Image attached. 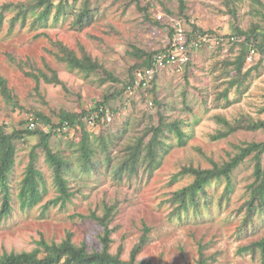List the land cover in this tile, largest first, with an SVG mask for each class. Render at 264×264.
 I'll return each mask as SVG.
<instances>
[{
    "label": "rangeland",
    "instance_id": "1",
    "mask_svg": "<svg viewBox=\"0 0 264 264\" xmlns=\"http://www.w3.org/2000/svg\"><path fill=\"white\" fill-rule=\"evenodd\" d=\"M30 1L0 0V10L7 3ZM90 4L98 14L84 30L74 28V17L70 14L71 8L75 11L81 7L80 1L71 2L67 17L55 19L54 11L48 20L33 23L34 18L28 16L25 23L19 20L13 28L10 22L19 8L5 12L0 28V73L13 97L9 101L0 92V125L6 132L21 128L20 121L35 111L57 122L63 111L91 108L107 94L119 91L129 81L130 69L134 71L144 59L135 49L145 52L162 49L172 35V18H184L189 29L224 34H237L236 28L264 32V0H185L184 10L179 0H90ZM57 42L68 45L78 55L83 50L91 54L99 62L97 71L88 76L71 71L56 55ZM240 52V43L204 44L194 51L183 72L172 68L160 71L154 91L138 88L129 95L125 91L111 99L106 106L118 111L108 124L85 123L97 147V166L87 175L71 179L75 194L64 209L58 204L46 211L43 208L58 192L45 151L36 147L38 137L17 140L16 163L9 178L13 209L9 216L0 218V255L33 250L41 238L61 242L68 232L77 244L86 242L89 250L101 249L102 225L81 215L91 212L104 215L106 207L112 206L111 252L120 250L124 260H130L133 248L148 227L147 241L136 256L137 262L200 264L204 259L206 264H261L259 251L251 254L240 250L264 236V216H256L255 225L243 230L240 225L245 210L238 212L254 181V154L234 171V191L229 199L218 203L224 182L210 187L214 201L209 212L180 218L170 215L172 203L168 201L173 191L192 181L191 175H179L184 166L210 168L213 162L229 160L239 146L264 141L263 129L244 128L224 138H213L223 129L219 116L232 122L264 120V52L257 50L252 58L248 54L242 71L238 72L232 61ZM54 71L62 84L47 82L43 77L37 79L41 72L52 75ZM108 72L118 81L106 78ZM104 78L106 81L102 82ZM234 78L240 79L241 85L231 87L226 99L222 93ZM160 113L165 123L182 120L181 128L189 135L186 145H179L174 133L163 126ZM43 125L40 122L41 128ZM152 127L167 142L161 150L164 153L161 164L153 171L140 167L137 176L119 180L113 168L124 156L126 145L146 131L148 142ZM99 135L112 139V142L106 139L112 157L110 168L104 162L106 152L97 138ZM81 136V130L77 129L51 140L52 148L71 159L75 168L78 152L74 143ZM33 150L37 153V167L45 178L47 195L38 206L23 210L18 194ZM1 201L0 193V207Z\"/></svg>",
    "mask_w": 264,
    "mask_h": 264
},
{
    "label": "trees",
    "instance_id": "2",
    "mask_svg": "<svg viewBox=\"0 0 264 264\" xmlns=\"http://www.w3.org/2000/svg\"><path fill=\"white\" fill-rule=\"evenodd\" d=\"M81 2V7L76 9H70V14L74 17L73 26L79 30L91 26L95 21V15L98 11L92 9L90 0H31L30 2H22L18 4L7 3L0 10V28L3 26L5 19V12L18 7V11L15 16L12 17L10 27L13 28L17 21L21 20L23 23L26 22L28 16L34 18L33 23L44 22L55 13V19L59 17H67L65 14L68 13L69 5L72 3L77 4ZM181 9H185V0H179ZM237 32L245 34V40L240 42L241 52L232 61V64L238 72H241L244 64L247 60V56L251 50V47H256L257 50L264 52V32L249 30V32L239 31ZM196 30L209 31L196 29L192 31L195 33ZM236 35H239V34ZM261 37L259 39V35ZM231 34H225V39L230 38ZM228 40V39H227ZM238 42L227 41L221 44H235ZM59 51L56 52L58 59L64 62L71 71H81L90 75L97 71L99 62L95 58L86 52L82 51L81 55L70 48L68 45L63 43H56ZM161 50V49H160ZM139 54L144 56L142 62L135 67H152L154 65V57L156 52H145L138 48L135 49ZM133 68L130 69V79L123 83V87L118 91H114L107 94L105 99L98 101L96 106L91 108L78 111L70 112L63 111L60 114V120L54 122L52 118L48 117L41 111L33 112L35 121L40 124L44 123L48 126V130H44L39 127L35 129H29V119H23L20 121L21 128L14 129L11 133L6 132L2 125H0V193H1V207H0V218L7 217L11 214L12 205V193L9 185L10 174L12 173L18 147L16 144L17 140L25 141L26 138L37 136L39 142L36 147H41L45 151L46 161L53 170L54 182L57 196L49 199L43 204V208L48 210L51 206L57 204L61 208H66L68 203L71 202L74 192L72 185L70 184L71 179L77 175H87L92 168H96L97 158V147L93 143V135L85 128V123L90 120L91 116H94L95 124H108L105 121V111L101 109H109L110 113L118 111V108L112 106L107 107L110 100L117 97L121 92H125L129 95L132 90H128V87L134 83ZM58 73V72H57ZM55 71L52 75L46 72H41V75L37 79L43 77L47 82H53L56 84H62L63 81ZM106 78L112 79V81H118V78L112 76L111 72L106 73ZM157 79V76H156ZM156 79L152 83V89H143L145 91H154ZM105 82L106 79H101ZM240 79H233L229 83L223 94V97L229 98L230 88L234 85H241ZM0 92L4 98L9 101L13 100L11 90L8 86L7 80L0 73ZM157 103V99H154ZM161 120L164 118L163 114L160 113ZM223 129L219 130L216 135H213L214 139H220L229 136L233 132L239 129L248 130H264V120L250 119L246 122L242 120H236L235 122L230 121L224 116L217 117ZM65 122H68L70 129L64 132H57L55 128L62 126ZM163 126L169 131L173 132L178 140L179 145H186L189 139V135L181 128L182 120H176L172 122L161 121ZM81 130V138L77 143H74L76 152H78V166L74 167V162L71 159L65 157L55 151L51 146L52 137L56 135L68 136L71 130ZM152 136L148 142H145L144 136L138 137L134 142L126 145L125 154L113 168V173L119 180L124 178H131L137 176L140 171V167L148 168L153 171L161 164L164 157V153H161L162 148H165L167 142L164 138H161V132L152 127ZM101 137V138H100ZM103 143L102 150L106 152L104 156V162H107V166L110 168L112 163V157L109 155L110 150L106 145L107 141L112 142L111 138L98 136ZM102 145V144H100ZM239 150L230 157L229 160L223 163L213 162V166L210 168H201L194 165L184 166L179 172V175H191L192 181L173 191L169 202L172 204L170 215H176L177 217H184L190 214L200 215L203 211H210L213 203V196L210 191V187L216 182L225 183V188L222 195L218 199V203L221 204L224 199H229L230 194L234 191L233 173L239 167L245 159L253 155L255 160L254 168V181L249 185V197L238 209V212L245 210L242 215V223L240 228L253 227L255 225L256 216H264V163L262 161L264 154V141L247 143L245 146L241 145L238 147ZM177 174L173 180H176ZM47 195V186L42 171L37 167V153L35 150L31 153L30 161L26 167L25 175L21 182L20 191L18 194L20 208L31 209L41 204ZM114 207L107 206L104 215H98L96 212H91L88 215H81L82 218H91L97 221L103 227V233L100 236L101 249L89 250L86 242L77 244L73 240V235L68 232L67 236L61 242H50L45 238H41L38 241V246L30 251L21 252H5L0 255V264H148L145 261L137 262L136 256L142 250L143 246L147 241V232L149 228H145L140 242L133 248L130 256V260H124L121 258V251L117 253L111 252L112 245V233L113 228L110 227V221L112 216V210ZM241 252H250L251 254L259 251L261 257V264H264V236L252 243L242 246ZM200 264H206L204 259H201Z\"/></svg>",
    "mask_w": 264,
    "mask_h": 264
},
{
    "label": "built area",
    "instance_id": "3",
    "mask_svg": "<svg viewBox=\"0 0 264 264\" xmlns=\"http://www.w3.org/2000/svg\"><path fill=\"white\" fill-rule=\"evenodd\" d=\"M162 18V14L158 15ZM172 26V35L168 39L166 45L156 53L154 57V65L152 67H140L136 68L133 72L134 83L128 87V90L133 92L140 89H151L152 83L156 79L158 73L166 68H172L175 71L183 72L187 65L192 60V55L194 51L199 50L204 46V44H218L225 43L228 40L232 42H243L245 37L231 34L230 38L225 39V34L213 31H199L196 30L195 33L192 31L194 29H189L186 21L182 17H175L170 19ZM217 46V45H214ZM257 53L256 47H251L249 52L250 58H252ZM132 92V93H133ZM152 104V101H150ZM105 111L104 119L108 123L112 120L113 114L110 113L109 109H101ZM29 129H35L39 127V123L35 121L34 115L31 113L28 117ZM95 117L91 116L89 123L95 124ZM44 130H48L47 125H43ZM70 129L68 122H65L62 126H57L55 130L59 133L68 131Z\"/></svg>",
    "mask_w": 264,
    "mask_h": 264
},
{
    "label": "clouds",
    "instance_id": "4",
    "mask_svg": "<svg viewBox=\"0 0 264 264\" xmlns=\"http://www.w3.org/2000/svg\"><path fill=\"white\" fill-rule=\"evenodd\" d=\"M238 43H240V42H238Z\"/></svg>",
    "mask_w": 264,
    "mask_h": 264
}]
</instances>
